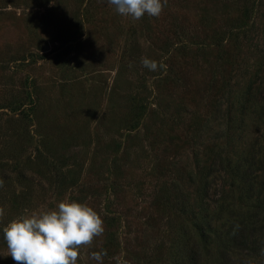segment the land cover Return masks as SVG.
I'll use <instances>...</instances> for the list:
<instances>
[{
    "label": "rangeland",
    "instance_id": "374dc122",
    "mask_svg": "<svg viewBox=\"0 0 264 264\" xmlns=\"http://www.w3.org/2000/svg\"><path fill=\"white\" fill-rule=\"evenodd\" d=\"M0 181V264L3 227L61 201L104 221L77 264H264L225 237L249 215L264 240V0L138 21L107 0H0Z\"/></svg>",
    "mask_w": 264,
    "mask_h": 264
},
{
    "label": "clouds",
    "instance_id": "9594fccd",
    "mask_svg": "<svg viewBox=\"0 0 264 264\" xmlns=\"http://www.w3.org/2000/svg\"><path fill=\"white\" fill-rule=\"evenodd\" d=\"M115 12L133 21L146 14L159 17L167 0H107ZM141 64L149 71L164 65L147 57ZM3 182L0 181V187ZM4 209L0 207V218ZM8 255L16 264H77L81 248L90 247L104 232L100 214L85 203L61 201L55 208L29 215H21L3 227ZM102 252L91 253V258L102 264Z\"/></svg>",
    "mask_w": 264,
    "mask_h": 264
},
{
    "label": "trees",
    "instance_id": "16d2710c",
    "mask_svg": "<svg viewBox=\"0 0 264 264\" xmlns=\"http://www.w3.org/2000/svg\"><path fill=\"white\" fill-rule=\"evenodd\" d=\"M254 199L255 201L250 204V207L256 208L257 213L261 211L262 217L264 218V198L259 197L256 194ZM232 219L233 220L229 224H227V236L225 237L231 236L233 240L234 238H236V242L240 243V245H243L247 249H254L256 247L264 245V240H262L260 234L257 237H253V227H251V221H249V223L247 224L249 215L241 218L232 217Z\"/></svg>",
    "mask_w": 264,
    "mask_h": 264
}]
</instances>
